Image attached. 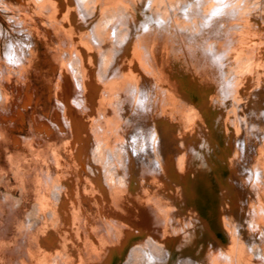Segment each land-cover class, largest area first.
I'll list each match as a JSON object with an SVG mask.
<instances>
[{
	"label": "bare ground",
	"instance_id": "6f19581e",
	"mask_svg": "<svg viewBox=\"0 0 264 264\" xmlns=\"http://www.w3.org/2000/svg\"><path fill=\"white\" fill-rule=\"evenodd\" d=\"M18 2L0 0L18 34L0 17V113L24 120L58 32L71 135L17 264H264V0Z\"/></svg>",
	"mask_w": 264,
	"mask_h": 264
},
{
	"label": "rangeland",
	"instance_id": "374dc122",
	"mask_svg": "<svg viewBox=\"0 0 264 264\" xmlns=\"http://www.w3.org/2000/svg\"><path fill=\"white\" fill-rule=\"evenodd\" d=\"M11 1L19 7V0ZM5 16L6 12L0 6V17L5 20L6 31L9 30L16 34L15 26ZM38 24L43 23L38 22ZM52 37L50 41L44 43L41 41L40 62L34 67H29L31 86L21 82L23 98H26L25 93L27 92L33 95L32 102L28 104H24L23 98L16 102V108L22 109L24 122L18 120L17 117L15 119L5 118L0 113V264H17V261L22 260L24 248L20 245L25 244L27 240L30 242L24 223L30 222L29 215L37 212V207H44L41 195L42 172L49 170L53 165L51 159L54 147L62 150L66 139L71 135L68 127H60L59 123L53 119L61 105L57 96L59 95L57 83L60 78V69L54 66L59 63L54 49L56 48L55 40L60 39L59 33L56 32ZM162 47L164 49L165 44ZM3 56L5 57L4 54ZM20 97V94H16L17 99ZM59 111L62 117L65 112L60 109ZM35 119L42 124L47 121L49 128L47 129L48 126L44 124L43 126L40 122L38 127L35 126ZM84 180L86 182L87 179ZM85 206L91 218L93 217L92 222L95 220L94 223L102 227L101 230L105 229V218L99 211V205L89 200ZM77 213L82 221L74 237L85 244L88 241L84 238L83 229H88V227L84 222L87 216L82 212V205ZM78 221L79 218L76 223ZM65 243L71 244L66 241Z\"/></svg>",
	"mask_w": 264,
	"mask_h": 264
}]
</instances>
